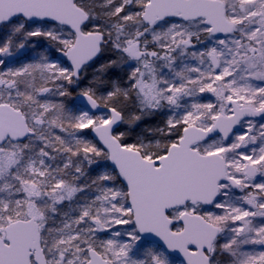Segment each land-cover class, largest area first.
<instances>
[{
	"label": "snow or ice",
	"instance_id": "obj_1",
	"mask_svg": "<svg viewBox=\"0 0 264 264\" xmlns=\"http://www.w3.org/2000/svg\"><path fill=\"white\" fill-rule=\"evenodd\" d=\"M0 264H264V0H0Z\"/></svg>",
	"mask_w": 264,
	"mask_h": 264
}]
</instances>
